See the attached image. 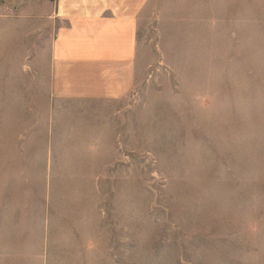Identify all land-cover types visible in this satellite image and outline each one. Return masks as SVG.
<instances>
[{
	"label": "rangeland",
	"instance_id": "obj_1",
	"mask_svg": "<svg viewBox=\"0 0 264 264\" xmlns=\"http://www.w3.org/2000/svg\"><path fill=\"white\" fill-rule=\"evenodd\" d=\"M136 22L117 137L44 142L100 154L55 175L17 157L54 104L0 53V264H195L264 215V0H149Z\"/></svg>",
	"mask_w": 264,
	"mask_h": 264
},
{
	"label": "crops",
	"instance_id": "obj_2",
	"mask_svg": "<svg viewBox=\"0 0 264 264\" xmlns=\"http://www.w3.org/2000/svg\"><path fill=\"white\" fill-rule=\"evenodd\" d=\"M148 1L0 0L2 59L17 62L25 80L32 79L35 93H43L54 104L46 108L49 123L44 138L36 137L37 145L18 158L38 167L50 158L44 172L53 175L60 160L67 158L65 164L76 168L87 158H100L80 146L62 153L45 152L42 146L44 142L105 144L117 137V113L112 110L117 112V99L137 83L136 60L125 33L135 29ZM41 131L34 132L42 135ZM253 217V226L240 234L235 245L195 249V264H264V215ZM244 220V215L236 218L249 222Z\"/></svg>",
	"mask_w": 264,
	"mask_h": 264
}]
</instances>
